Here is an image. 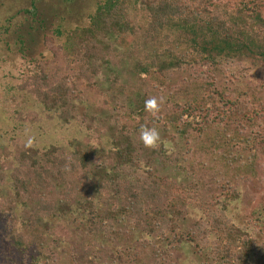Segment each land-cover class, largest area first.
<instances>
[{"label":"trees","instance_id":"16d2710c","mask_svg":"<svg viewBox=\"0 0 264 264\" xmlns=\"http://www.w3.org/2000/svg\"><path fill=\"white\" fill-rule=\"evenodd\" d=\"M53 32L7 107L0 264H264V205L232 212L264 177V0H100Z\"/></svg>","mask_w":264,"mask_h":264},{"label":"rangeland","instance_id":"374dc122","mask_svg":"<svg viewBox=\"0 0 264 264\" xmlns=\"http://www.w3.org/2000/svg\"><path fill=\"white\" fill-rule=\"evenodd\" d=\"M99 1L34 0L35 13L29 15L20 12V10L29 8L31 0H0V31L4 25H7V18L12 17L9 22L8 34H5L3 30L0 32V148L9 142V137L12 134H18L19 132L17 128H14L16 123L7 111L11 96L15 92L16 83L30 72L32 57H40L41 53L46 57L50 56L48 49L43 46V36L53 35L55 41L60 43L63 40V35L57 37L53 32L54 29L59 28L64 31L75 26L87 25L89 15L95 10ZM133 14L135 19H141L142 13L140 11H135ZM16 33L20 34L24 40L23 49H27L22 53V57L19 56L21 53L18 49L21 44L17 41L18 39L16 40ZM113 94H118L117 88L111 90L110 95ZM86 111L88 112L86 122L91 124L92 127L96 126V121L89 119V111L93 112L96 117L97 113L91 108ZM75 126L79 130L82 129L78 128V125ZM70 127L67 124L56 125L55 130H51L50 138L57 140L58 144H63L64 140L58 139V137H64L65 140L68 136L70 138ZM95 133L93 131V141L95 140ZM36 134V137H40V140L43 141L44 136L39 133ZM238 198L240 199L239 206L233 209L232 212H234L237 222H244L252 209L258 208L259 203L264 205V177L243 183ZM189 218L194 220L197 215L191 211ZM191 254L193 259L199 260L195 253L191 252ZM184 257L186 256H183L182 262L187 264L183 261L185 260ZM188 259L186 260L188 261Z\"/></svg>","mask_w":264,"mask_h":264},{"label":"clouds","instance_id":"9594fccd","mask_svg":"<svg viewBox=\"0 0 264 264\" xmlns=\"http://www.w3.org/2000/svg\"><path fill=\"white\" fill-rule=\"evenodd\" d=\"M162 103V99H159L155 96L149 97L145 100L144 103L145 111L151 116L157 117L161 110ZM138 136L140 142L144 145V147L149 149H157L160 147L161 136L157 128L141 126L138 131ZM27 143L29 146L31 145V138L28 140Z\"/></svg>","mask_w":264,"mask_h":264}]
</instances>
